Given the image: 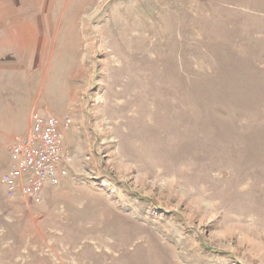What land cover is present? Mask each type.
Here are the masks:
<instances>
[{"label":"rangeland","instance_id":"1","mask_svg":"<svg viewBox=\"0 0 264 264\" xmlns=\"http://www.w3.org/2000/svg\"><path fill=\"white\" fill-rule=\"evenodd\" d=\"M32 112L71 160L11 199ZM0 264H264V0H0Z\"/></svg>","mask_w":264,"mask_h":264},{"label":"built area","instance_id":"2","mask_svg":"<svg viewBox=\"0 0 264 264\" xmlns=\"http://www.w3.org/2000/svg\"><path fill=\"white\" fill-rule=\"evenodd\" d=\"M9 160L3 178L8 198L38 200L45 188L58 185L71 159L62 151L57 118L32 112L29 132L13 143Z\"/></svg>","mask_w":264,"mask_h":264},{"label":"crops","instance_id":"3","mask_svg":"<svg viewBox=\"0 0 264 264\" xmlns=\"http://www.w3.org/2000/svg\"><path fill=\"white\" fill-rule=\"evenodd\" d=\"M9 169H10V160H9ZM9 169H8V171H9ZM8 171L6 172V173H8ZM5 176V175H4ZM4 176H3V178H4ZM4 183V182H3Z\"/></svg>","mask_w":264,"mask_h":264}]
</instances>
